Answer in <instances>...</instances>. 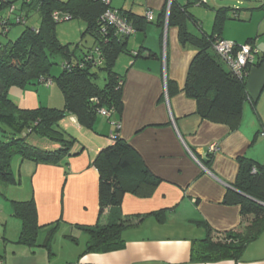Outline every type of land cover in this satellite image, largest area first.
I'll return each mask as SVG.
<instances>
[{"label":"crops","instance_id":"1","mask_svg":"<svg viewBox=\"0 0 264 264\" xmlns=\"http://www.w3.org/2000/svg\"><path fill=\"white\" fill-rule=\"evenodd\" d=\"M177 1L184 5L188 0ZM166 2L112 0L111 6L145 17L153 11L157 20ZM263 24L256 37L247 38H252L259 50L256 61L261 59V64L251 67L247 75L249 100L236 130L203 119L197 112V101L186 95L187 74L197 50L181 45L178 28L160 27L153 22L137 31L128 47L137 50L144 46L159 57L134 59L127 55L128 59L120 60L116 71L125 78L122 114H114L111 119L98 117L93 130L84 128L78 120L66 122L65 131L77 139L72 151L77 155L58 165L22 161L20 157L12 164L17 183L4 186L9 206L5 205V212L0 214L4 244L0 264H264V233L248 245L240 261L190 262L192 241L207 234L197 221H205L220 232L241 222V207L224 204L225 195L239 174V159L246 157L264 165ZM168 82H172L169 87ZM111 121L118 122L120 129ZM113 133L139 154L161 182L151 197L130 193L124 196L121 214L142 219L137 226L123 231V250L83 255L89 234L78 227L95 226L99 221L100 174L94 161L112 143ZM212 144L218 150L209 153ZM37 146L58 147L49 140H41ZM209 156L210 166L204 167L202 163ZM32 198L40 226L58 223L53 241H61V248L54 249L52 243L53 256L45 248L33 251L16 244L22 222L13 216L11 201ZM157 212H161L162 222L155 215ZM112 217L106 213L102 221L108 222ZM47 232V228L40 231L39 244Z\"/></svg>","mask_w":264,"mask_h":264},{"label":"trees","instance_id":"2","mask_svg":"<svg viewBox=\"0 0 264 264\" xmlns=\"http://www.w3.org/2000/svg\"><path fill=\"white\" fill-rule=\"evenodd\" d=\"M196 3L201 5L204 2L188 0L183 5L172 0L168 12L166 2L157 20L148 21L147 16L113 8L103 0H22L17 14L6 16L9 20L6 24L0 22V38L6 37L12 26H25L15 41L4 43L0 40V124L5 127L1 128L0 137L1 182L5 185L17 183L11 168L15 156H19L22 161L58 165L66 158L77 155L72 152L77 139L67 134L59 125L66 113L74 115L81 126L90 130H93L100 109L122 114L125 78L115 70L119 57L123 54L134 59L159 57L144 46L137 50L128 47L129 39L137 31H142L147 23L156 22L160 27H177L181 45L197 50L188 70L184 91L189 98L197 101L198 114L205 120L225 124L232 130L238 129L243 119L244 105L249 100L247 75L251 67L261 64V59L247 66L243 76H236L213 48L217 40H224L222 28L225 12H216L213 30L207 33L203 30L201 21L190 11V6ZM109 8L117 10L133 26L135 33L117 34L115 28L103 19ZM261 8L264 9V0ZM55 11L69 14V21H83L86 25L83 36L93 37L94 46L77 57L75 50L79 48V44L74 46V50L70 45L62 44L56 31L57 24L62 22L53 19ZM32 13L39 15L38 27L28 25V18ZM20 16L24 18V22L17 21ZM189 23H193L200 33H193ZM246 44L255 47L252 38L244 45ZM99 52L100 56L97 58ZM57 58L64 60L63 70L58 77L51 78L50 70ZM99 59L102 61L100 65L97 63ZM101 72L105 74L103 87L97 84ZM53 80L63 93V110L46 107L22 109L9 98V90L13 86L24 87L35 81L47 85L48 82L52 84ZM170 84L172 82H168V87ZM32 134L47 139L58 147L42 149L32 145L27 140ZM210 160L211 156L203 161V166L205 164L209 168ZM239 164L240 171L233 185L236 191H227L224 204L241 207V222L229 231L220 232L205 221H197V226L204 228L207 234L203 239L192 241L191 263L240 261L248 245L257 241L264 233V165L246 157L240 158ZM94 165L100 174L99 221L95 226L78 227L89 234L83 255L123 250L126 247L123 231L137 226L142 219L140 216L126 217L121 214L124 196L130 193L142 198L151 197L161 182L148 170L139 154L119 135L101 150ZM11 203L13 216L22 222L16 244L27 246L33 251L45 248L53 256L52 243L58 223L40 226L33 198ZM106 213L113 217L108 222H103ZM155 215L160 222L163 221L161 212ZM43 228H47L48 232L43 243L39 244L38 238Z\"/></svg>","mask_w":264,"mask_h":264},{"label":"rangeland","instance_id":"3","mask_svg":"<svg viewBox=\"0 0 264 264\" xmlns=\"http://www.w3.org/2000/svg\"><path fill=\"white\" fill-rule=\"evenodd\" d=\"M60 1H68V0H60ZM204 2L203 5H191L190 10L194 14L196 18H198L203 23V27L209 33L213 30L214 20L216 16V12L223 10L225 12V20L223 22L222 28V37L227 41L244 45L246 43L247 38L256 37L258 33V28L260 24L264 23V9H262L263 0H201ZM239 9L237 15L235 14V10ZM28 25L33 27H38L40 25L39 15L32 13L28 18ZM190 29L199 34V30L193 25V23H189ZM264 27V24L263 26ZM24 25H15L10 28L8 35L4 38H0V40L4 43L9 41H15L24 30ZM86 29V25L81 20H73L68 22H62L57 24L56 31L58 35V39L64 45H70L72 50H74V46L79 44V48L75 50L76 56L79 57L83 53L87 52V50L91 49L94 46V38L90 35H84ZM264 37V35H263ZM129 45H132V40L129 41ZM128 56L123 54L119 59V63L116 66L115 70H118L120 60H126ZM55 65L50 70V77H58L62 73V64L64 60L62 58H57L55 60ZM227 67V66H226ZM97 84L101 87L105 84V74L104 72L99 73ZM9 98L15 103L19 108L22 109H35L39 107L46 108H57L63 110L65 107V100L61 89L59 88L56 82L50 84L49 86L45 84H40L39 81H35L27 84L24 87L13 86L9 90ZM73 118V119H71ZM77 120V118L69 113L65 114L64 119L60 122V127L65 131V123H71L72 121ZM1 128H5L2 124H0V137H1ZM69 134L67 131H65ZM71 135V134H70ZM72 136V135H71ZM74 137V136H73ZM29 143L32 145H39L41 137L37 135H30L27 139ZM38 140L37 142H34ZM51 142V141H50ZM52 143V142H51ZM39 147V146H38ZM45 149L43 147H40ZM16 160H20L19 156H15L12 160V164L16 162ZM13 166H11L12 168ZM14 169V168H13ZM12 169V170H13ZM6 186L0 180V214L5 212V205L9 206V203L6 201L7 194L5 192ZM61 236V235H60ZM59 238V237H58ZM61 243V241H60ZM57 240L53 241V248L58 249L61 248L60 244ZM4 250L3 239L0 237V251Z\"/></svg>","mask_w":264,"mask_h":264},{"label":"built area","instance_id":"4","mask_svg":"<svg viewBox=\"0 0 264 264\" xmlns=\"http://www.w3.org/2000/svg\"><path fill=\"white\" fill-rule=\"evenodd\" d=\"M21 2L22 0H0V22L2 24H6L9 21L8 19H6V16H13L17 14ZM103 2L107 5H111L112 0H103ZM171 2L172 0H168V12L170 9ZM146 15L148 21L155 20V14L153 11H148ZM53 19L56 22H65L69 21L71 19V16L61 11H55L53 13ZM103 19L115 28L117 34L130 35L135 33V29L133 28V26L124 17H122L117 10L109 8L104 13ZM17 21L24 22V18L20 16L17 18ZM213 48L216 54L227 64L229 69L233 71L236 76L239 77L245 74L244 72L246 71L247 66L253 65L256 61L257 56L259 55V50L250 44L238 45L235 42H229L226 40H217L214 43ZM99 56L100 52L99 54H97V58H99ZM101 62L102 61L99 59L97 63L100 65ZM50 84L51 83L48 82L47 86H49ZM99 115L101 117L111 119L114 114L113 110L109 111L105 108H102L99 110ZM111 123L117 130L120 129V124L118 122L111 121ZM116 136H118L117 133H113L111 135L112 140ZM217 150L218 146L216 144H212L209 148V153H214Z\"/></svg>","mask_w":264,"mask_h":264},{"label":"water","instance_id":"5","mask_svg":"<svg viewBox=\"0 0 264 264\" xmlns=\"http://www.w3.org/2000/svg\"><path fill=\"white\" fill-rule=\"evenodd\" d=\"M231 188H232L233 191H236V189H235L234 187H231ZM248 198H250V197H248ZM250 199H251V198H250Z\"/></svg>","mask_w":264,"mask_h":264},{"label":"clouds","instance_id":"6","mask_svg":"<svg viewBox=\"0 0 264 264\" xmlns=\"http://www.w3.org/2000/svg\"><path fill=\"white\" fill-rule=\"evenodd\" d=\"M261 1H262V0H261ZM262 2H263V1H262ZM235 11L238 12L237 9H236ZM65 22H68V21H65ZM99 117H101V116L99 115Z\"/></svg>","mask_w":264,"mask_h":264},{"label":"bare ground","instance_id":"7","mask_svg":"<svg viewBox=\"0 0 264 264\" xmlns=\"http://www.w3.org/2000/svg\"><path fill=\"white\" fill-rule=\"evenodd\" d=\"M147 16V15H146ZM255 171V170H254Z\"/></svg>","mask_w":264,"mask_h":264}]
</instances>
